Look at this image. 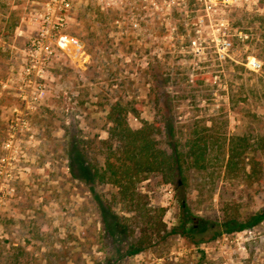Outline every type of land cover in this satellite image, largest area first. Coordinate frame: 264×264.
Returning <instances> with one entry per match:
<instances>
[{"label":"rangeland","instance_id":"rangeland-1","mask_svg":"<svg viewBox=\"0 0 264 264\" xmlns=\"http://www.w3.org/2000/svg\"><path fill=\"white\" fill-rule=\"evenodd\" d=\"M118 105L183 154L139 187L188 236L135 255L132 214L91 176ZM263 208L264 0H0V264H264Z\"/></svg>","mask_w":264,"mask_h":264},{"label":"trees","instance_id":"trees-1","mask_svg":"<svg viewBox=\"0 0 264 264\" xmlns=\"http://www.w3.org/2000/svg\"><path fill=\"white\" fill-rule=\"evenodd\" d=\"M126 110L127 107L120 105L112 109L110 136L101 143V150L105 154L104 168L102 170L96 168L91 175L83 156H78L76 163L80 165L78 168L82 169L86 176L90 174L92 179L96 177L101 182H109L116 186L120 205L124 211L132 214L130 218L135 220L142 233L136 246H129L127 249L128 255H135L155 243L153 233L162 236V232L167 229L168 235L180 233L188 236V229L186 223L169 229L164 221L165 213L162 207L149 206L148 195L139 187V183L152 174H161L167 182H171L177 173V166H181L180 171H183L181 164L183 154L177 144L170 146L169 150L161 145L154 134L156 128L154 123L146 122L141 128H132L124 115ZM165 126L169 128L170 124L165 123ZM169 129H172V126ZM239 139L232 138L229 155V163L232 165L235 163L234 159L243 154L242 150H239V145L243 146L241 142L248 141ZM202 140L201 138L194 141L191 154L194 156V164L204 167L200 162L207 158L208 145L204 142L202 148L200 146ZM263 220L264 208L254 223ZM248 227L249 224L242 223L238 229L243 230Z\"/></svg>","mask_w":264,"mask_h":264},{"label":"built area","instance_id":"built-area-1","mask_svg":"<svg viewBox=\"0 0 264 264\" xmlns=\"http://www.w3.org/2000/svg\"><path fill=\"white\" fill-rule=\"evenodd\" d=\"M215 1L216 2H220V3H223V2L228 1V0H215ZM57 24H62V23L58 21ZM60 38H61V41L65 42V43H62L61 42L62 43V46H65L66 42H69L70 41L68 39V37L67 36H64V35H61ZM45 39H46L45 32H42L40 34V38L37 39V42H38L39 46L46 53H48V52L51 53L52 52V50H51V44L48 42L47 39H46L47 41ZM66 39H68L69 41H66ZM221 43H222L223 49L229 48L231 46V44H232V42L230 40H227V39H224ZM220 53H222V52H220Z\"/></svg>","mask_w":264,"mask_h":264},{"label":"bare ground","instance_id":"bare-ground-1","mask_svg":"<svg viewBox=\"0 0 264 264\" xmlns=\"http://www.w3.org/2000/svg\"><path fill=\"white\" fill-rule=\"evenodd\" d=\"M66 41H69L68 39H66ZM67 43V42H66ZM68 45V44H67ZM79 52V51H78Z\"/></svg>","mask_w":264,"mask_h":264}]
</instances>
